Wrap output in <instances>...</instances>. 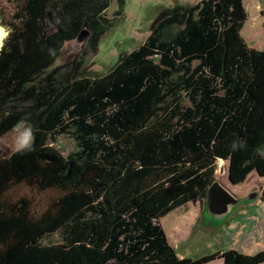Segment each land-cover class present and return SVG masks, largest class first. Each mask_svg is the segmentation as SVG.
<instances>
[{"label":"trees","instance_id":"trees-1","mask_svg":"<svg viewBox=\"0 0 264 264\" xmlns=\"http://www.w3.org/2000/svg\"><path fill=\"white\" fill-rule=\"evenodd\" d=\"M110 1L0 11V139L20 126L33 135L0 157V264L264 263V250L181 257L160 222L197 198L206 206L218 160L233 184L264 177V50L241 33L243 0L165 8L139 47L95 75L86 60ZM84 28L82 52L57 64ZM62 135L76 142L68 155L50 141ZM16 186L54 193L37 211ZM54 233L62 241L45 242Z\"/></svg>","mask_w":264,"mask_h":264},{"label":"rangeland","instance_id":"rangeland-1","mask_svg":"<svg viewBox=\"0 0 264 264\" xmlns=\"http://www.w3.org/2000/svg\"><path fill=\"white\" fill-rule=\"evenodd\" d=\"M9 1L0 0V11L4 8L11 9L12 4ZM199 1L111 0L105 15L110 19V23L106 25V29L100 37L98 51L87 56L86 63L90 65V71L95 75L106 74L116 65L121 54L131 52L139 47L146 40L150 34L152 24L165 8L181 4H193ZM245 2H248L249 6L254 5L253 9H250L252 15H256V5L258 3L262 2L264 4V0H245ZM250 24L251 19L249 18L243 27V33L245 35L248 32L250 35L257 33L254 39L264 47V18L259 19L254 28H251ZM83 47L84 42H78L77 38L67 42L63 55L59 58L57 64L73 60L82 52ZM50 141L64 155H68L77 149L75 140L69 135L58 136ZM32 143L33 135L31 131L24 126H20L0 139V152L2 154L13 153L17 149ZM215 179L221 182L237 198L243 199V204H240L244 207L251 204L247 202L251 200L250 196L260 192L261 187L264 185V177L260 176L257 171L252 172L244 182L233 184L229 179V162L225 163L224 160L217 161ZM53 193H45L25 186L14 188V194H26L32 197L37 211L46 207L49 195H53ZM205 207V201L202 198H197L172 210L160 219L179 256L197 258L230 249H236L246 254H254L264 250V234H261L263 242L259 243V238H255L251 243L250 240L244 238L246 235L240 233L241 224L236 218L240 209L234 213L231 212V209L226 212V215H219L210 212V210L209 212L205 211ZM200 209L204 211L200 212ZM60 241H62L61 233H54L45 239V242ZM207 264H224V260L218 258Z\"/></svg>","mask_w":264,"mask_h":264},{"label":"crops","instance_id":"crops-1","mask_svg":"<svg viewBox=\"0 0 264 264\" xmlns=\"http://www.w3.org/2000/svg\"><path fill=\"white\" fill-rule=\"evenodd\" d=\"M243 3H246L245 8H246V11H248L247 19L243 27L245 26L246 22L250 18L251 19L250 27L254 28L258 20L259 19L262 20L264 18V4L262 2L258 3L256 5V15H252L250 9H253L254 5L249 6V3L245 2V0H243ZM242 30L244 29L242 28ZM241 33L244 36V38L248 41L251 47L264 50V47L261 46L259 43H257V41H255L254 39V36L257 35V33L255 34L253 33V35H250L249 32L247 35H245L243 31H241ZM224 162L228 163L227 160H224ZM247 202H250L251 204L249 206L244 207V206H241L243 204L242 203L238 206L235 205L231 207L232 210L231 209L230 210L232 213H234L240 209V212L238 213V216L236 218L241 224L240 233H242L243 235H246V237L244 238L247 240H250L251 243L255 238H259V243H261L263 242L262 241L263 239L261 238V234H264V201L261 199V190L260 192H258V196L255 199L249 200ZM200 206L202 207V205ZM199 211L203 212L204 210L200 209ZM205 211H207L206 207H205Z\"/></svg>","mask_w":264,"mask_h":264},{"label":"water","instance_id":"water-1","mask_svg":"<svg viewBox=\"0 0 264 264\" xmlns=\"http://www.w3.org/2000/svg\"><path fill=\"white\" fill-rule=\"evenodd\" d=\"M89 34L90 30L84 28L77 37L78 42H85ZM11 154L12 152L6 154H2L0 152V157H7ZM257 196L258 193H254L250 196V199L253 200ZM242 202H244L243 199L237 198L234 194L228 191V189L221 182L216 180L207 191L206 210L207 212L210 210V212L215 214L226 215V212L229 211L232 206L238 205Z\"/></svg>","mask_w":264,"mask_h":264},{"label":"bare ground","instance_id":"bare-ground-1","mask_svg":"<svg viewBox=\"0 0 264 264\" xmlns=\"http://www.w3.org/2000/svg\"><path fill=\"white\" fill-rule=\"evenodd\" d=\"M6 36H7V32L5 28L0 24V49L2 48Z\"/></svg>","mask_w":264,"mask_h":264}]
</instances>
